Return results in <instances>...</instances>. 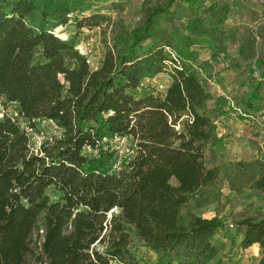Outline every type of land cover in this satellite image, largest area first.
<instances>
[{"label":"trees","instance_id":"obj_1","mask_svg":"<svg viewBox=\"0 0 264 264\" xmlns=\"http://www.w3.org/2000/svg\"><path fill=\"white\" fill-rule=\"evenodd\" d=\"M196 1L145 8L129 41L113 38L92 70L76 44L56 34L69 23H108L90 0H0V101L14 104L33 133L41 120L58 129L34 148L21 123L0 117V264H151L131 250V233L162 264L231 263L221 256L217 218L181 216L220 175L206 158L221 143L211 95L188 55L199 39L222 47L225 20L207 24L215 6ZM178 3H188L181 24L170 12ZM254 65L264 76V58ZM163 73L164 92L141 91ZM258 99V86L244 108L232 98L245 114ZM122 138L126 152L112 149L109 141ZM236 165L264 191V157ZM238 224L239 247L258 246L264 264V219Z\"/></svg>","mask_w":264,"mask_h":264},{"label":"rangeland","instance_id":"obj_2","mask_svg":"<svg viewBox=\"0 0 264 264\" xmlns=\"http://www.w3.org/2000/svg\"><path fill=\"white\" fill-rule=\"evenodd\" d=\"M165 1L90 0V4L105 14L109 22L92 30L78 29L75 23H69L56 29V34L73 41L80 51L84 50L83 47L90 49L91 54L86 56L91 69L102 62L106 46L112 43L113 38L129 41L132 32L141 24L145 8ZM196 5L201 8L215 6L204 15L207 24L214 26L218 19L225 20L223 33L220 35L222 47L210 37L199 39L190 48L188 55L190 65L200 69V78L211 95L207 110L215 117L218 129L216 133L220 134L218 138L221 143L216 155L210 159L207 154L206 158L209 166L219 167L220 175L214 187L200 191L190 198L182 208L181 216L185 222L190 216L217 218L221 223L217 238L234 240L241 231L238 224L241 220L248 217L264 219V191L254 189L252 175H241L242 171L236 165L264 157V76L254 65L258 58H264V0H197ZM170 12L173 13L176 24L184 23L189 13L188 3H178ZM89 38H93L94 42L89 43ZM221 48L222 52H219ZM157 82L169 84L165 76L158 77ZM143 84L142 92L159 94L151 79L145 80ZM257 86L259 99L250 110L254 120L234 116L226 97L233 98L244 108L243 98ZM13 108L15 106L3 105L0 101V117L2 111ZM20 122L27 126L24 121ZM57 134L58 129L53 123L38 121L37 132L32 135V145L39 148L45 140ZM126 143L109 141L112 149L124 152L128 148ZM206 196L208 202L205 203ZM230 224L233 228L229 227ZM130 248L138 257L151 264H162L161 258L151 253L134 233L130 236ZM233 252L234 249L230 250L226 246L221 256L229 259L232 264L254 263L253 255L243 263L234 260Z\"/></svg>","mask_w":264,"mask_h":264},{"label":"built area","instance_id":"obj_3","mask_svg":"<svg viewBox=\"0 0 264 264\" xmlns=\"http://www.w3.org/2000/svg\"><path fill=\"white\" fill-rule=\"evenodd\" d=\"M88 42L89 43H93L94 42V39L93 38H89ZM83 49H84L83 51H80L79 50L81 54H83L85 56L91 54V50L88 49L87 47H83ZM172 56L174 57V54H172ZM161 76L162 77L165 76L166 79H167V81H170V76H169L168 73L160 74L157 77L151 79V83L154 84V87L156 88V90L158 92H164L165 89H166V87H167L166 84H162V83H158L157 82L158 77H161ZM226 99L228 101L229 107L233 111V115L234 116L239 115V116L247 117V118L251 119L252 121L254 120L253 115H251V114H245L239 108H237L236 105H235V103L233 102L232 98L226 97ZM11 105L15 106L14 104H11ZM16 108L17 107L15 106V108H13L11 110L8 109V110L2 111V115H5V116L9 117L10 119H12L14 121H18L19 123H21L20 121H22V119H21V116H20V113H19L18 109H16ZM24 128H25V130H26V132L28 134H33V130L30 127L24 126ZM120 141L126 143V139L125 138H122ZM229 227L230 228H233V225L230 224Z\"/></svg>","mask_w":264,"mask_h":264},{"label":"crops","instance_id":"obj_4","mask_svg":"<svg viewBox=\"0 0 264 264\" xmlns=\"http://www.w3.org/2000/svg\"><path fill=\"white\" fill-rule=\"evenodd\" d=\"M103 56H104V53H103ZM103 56H102V59H103ZM101 59V61H102ZM101 65V62L98 63L97 67H93L91 68L92 70H96L100 67ZM217 125V124H216ZM217 127V126H216ZM218 130V129H217ZM218 137H220V134H218ZM242 230L238 233V237L234 238V240H220V242L224 245V247L228 246L229 249H234L235 252H233V255L235 256L234 257V260H237L238 262H245L246 259H248L249 256L253 255L254 257V263L253 264H257L258 263V259H259V248L258 246H252L248 249H245V250H242L239 245H240V242L242 240ZM254 251V252H253ZM227 264H232V263H227Z\"/></svg>","mask_w":264,"mask_h":264}]
</instances>
